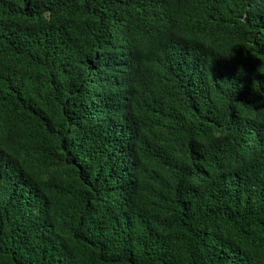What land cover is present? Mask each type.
<instances>
[{
  "label": "trees",
  "instance_id": "obj_1",
  "mask_svg": "<svg viewBox=\"0 0 264 264\" xmlns=\"http://www.w3.org/2000/svg\"><path fill=\"white\" fill-rule=\"evenodd\" d=\"M0 264H264V0H0Z\"/></svg>",
  "mask_w": 264,
  "mask_h": 264
},
{
  "label": "clouds",
  "instance_id": "obj_2",
  "mask_svg": "<svg viewBox=\"0 0 264 264\" xmlns=\"http://www.w3.org/2000/svg\"><path fill=\"white\" fill-rule=\"evenodd\" d=\"M129 39L132 45L141 52H144L145 50L152 52L157 47L156 41L140 35L132 34Z\"/></svg>",
  "mask_w": 264,
  "mask_h": 264
}]
</instances>
